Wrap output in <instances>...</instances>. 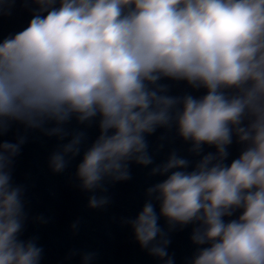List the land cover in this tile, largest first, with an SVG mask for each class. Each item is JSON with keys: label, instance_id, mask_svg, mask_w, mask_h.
Returning <instances> with one entry per match:
<instances>
[{"label": "clouds", "instance_id": "9594fccd", "mask_svg": "<svg viewBox=\"0 0 264 264\" xmlns=\"http://www.w3.org/2000/svg\"><path fill=\"white\" fill-rule=\"evenodd\" d=\"M15 3L0 0V15H10ZM27 3L36 6L27 27L0 41V135L13 123L60 140L71 135L49 158L51 170L62 173L85 139L64 126L99 117L100 134L75 175L93 193L88 207L102 209L110 198L95 193L107 191L105 181L129 180L130 162L153 164L146 134L175 126L190 152L209 145L215 153L188 171L190 162L173 151L151 169L166 179L146 190L142 210L123 223L163 264L174 259L161 217L169 231L197 225L191 241L200 247L189 264H264V0ZM163 78L207 91L171 96L158 83ZM233 136L244 147L226 165ZM25 142V136L0 142V264L42 258L36 238L20 239L27 213L12 167ZM237 210L238 218L226 222ZM79 255L81 264H92L97 253Z\"/></svg>", "mask_w": 264, "mask_h": 264}, {"label": "water", "instance_id": "95a60500", "mask_svg": "<svg viewBox=\"0 0 264 264\" xmlns=\"http://www.w3.org/2000/svg\"><path fill=\"white\" fill-rule=\"evenodd\" d=\"M35 7L31 3L25 4V0H16L10 15H0V41L26 28ZM158 83L166 85L167 94L171 96L192 95L200 98L207 91L204 88L194 89L186 81L168 78H163ZM98 121L99 117L91 123L79 124L73 118L64 126L69 133L83 132L85 139L80 154L71 160L62 173L51 170L49 158L61 144L71 139V135L60 140L57 136H47L40 130H26L18 123H13L6 134L0 135V142H15L18 136L26 137L12 167V183L14 186H23L27 213L20 239L36 238L37 245L43 248L40 264H81L79 254L85 252L97 253L92 264H163L162 260L141 248L133 229L123 221L134 219L148 198L146 190L166 179V176L150 173L153 167L165 162L173 151L190 162L187 170L191 171L203 155L215 153L216 149L214 146L204 145L202 152L196 155L190 152L191 142L179 137L175 126L170 129L157 128L154 133L145 136L153 164L142 166L130 162L131 178L118 182L105 181L107 191L97 190L95 194L108 196L110 203L102 209H91L88 207V199L93 193L79 187L75 173L84 152L100 134ZM243 147L233 136L232 144L227 147L229 154L224 163L230 165L239 157ZM155 207L159 213V204ZM241 211L237 210L232 217H225V221L238 218ZM40 216L47 223L36 219ZM77 221V228L73 229L71 225ZM158 223L171 241L167 251L173 257L174 264H189L200 247L191 241L192 230L197 225L189 224L182 228L177 226L169 231L163 217ZM72 251L79 254L69 258Z\"/></svg>", "mask_w": 264, "mask_h": 264}]
</instances>
